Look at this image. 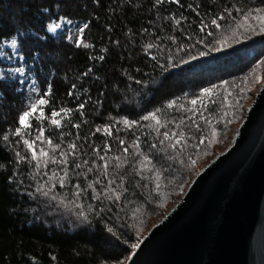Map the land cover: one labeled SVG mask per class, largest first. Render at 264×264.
<instances>
[{"label": "trees", "instance_id": "trees-1", "mask_svg": "<svg viewBox=\"0 0 264 264\" xmlns=\"http://www.w3.org/2000/svg\"><path fill=\"white\" fill-rule=\"evenodd\" d=\"M8 2L9 0H0V5L7 8ZM233 2L235 0H181L183 9L179 5L166 4L164 7L169 11L177 13L182 11L188 20L182 22L187 28L182 39L180 29L174 21L163 22L165 31L158 34L177 35L178 39L184 43L185 51L176 53V45L165 40V44L172 47L178 66L176 68L169 66V72H161L159 68L154 70L152 67L155 63L152 55H158L156 49L145 51L146 44L152 41L147 37L141 39L135 34L142 27H149L150 21L161 26L160 19L148 11L151 0H132L130 6H126V0L123 3L122 0H101L99 4H94L93 0H27L28 7L33 10L40 6H48L51 9V15H45L39 21L35 20L31 12L24 14V20L35 23L41 30L46 21L63 22L59 20L61 15L67 16L73 22L89 24L79 46L66 40L63 34L59 36L48 34L49 41H55L54 46L51 43L49 45L52 57L47 61L51 68V75H48V80L52 84L51 106L57 110L60 107H71L75 110L77 101L85 102L87 97L82 89H77L73 91H79V95L74 99L68 95V90L73 83L80 85L82 82L88 88L91 102L85 103V108L82 110L83 117L78 111L69 113L68 116L61 114V128H55L49 123L51 109L45 106V113L49 119L42 122L45 128L44 136L51 137L53 144L61 143L59 133L63 131L67 135L63 138L62 149L66 150L69 142L77 143L78 156L75 162L82 163L83 159H95L97 164H102L92 151L93 148L103 155L104 151H107L104 149L105 141H107L111 145L108 155L116 156L120 154L118 148L123 147L117 145L116 138L119 136L125 139L129 145L134 138L132 130L125 129L120 120L121 117L139 119L148 111L162 107L170 121L169 128H174L175 124L171 121L178 122L181 116L191 115L187 111L192 107L190 100L199 95L200 89L216 84L218 89L212 97L216 103H211L207 96L204 98V103L208 105L205 115L218 121V124L214 125L217 127V135L210 144L206 141L195 151L191 148L194 141H188V150L184 159L187 160V155L190 153L196 163L204 154L210 153L215 148V144L222 136L224 137L236 119V112L240 110V105L235 104L238 85L247 76L251 67L249 65H253L251 63L258 59L260 52L257 46L264 42V36L250 35L247 39L242 38L239 42H234L226 29H220L216 30V39L229 37L226 44L214 45L210 42L208 47L203 44L189 47L190 43H194L195 34L199 31L196 27L199 21L195 13L187 9V5L199 4L201 13L209 9L214 13L226 3ZM240 2L255 4L257 0H240ZM58 3L59 9L56 8ZM17 10L7 8L8 13H14ZM167 14L161 11L160 16ZM108 25H111L110 31ZM170 27H175L176 31H170ZM150 31H152L151 28ZM10 32L11 27L5 23L0 28V37H6ZM189 34L193 36L192 40H189ZM28 43L30 41L25 42V49ZM84 45L91 46L86 48ZM212 47L219 50L213 51ZM6 52L9 53L8 50ZM200 52H205V55L201 56ZM89 56L95 59L90 60ZM100 56H104V60H100ZM249 57L255 58L252 61ZM181 58L187 62L180 64ZM12 66H15L12 61L0 57V68ZM88 67H92L93 72L83 80L77 79ZM137 68L141 69L138 74L135 73ZM144 73L147 75H143ZM133 74L135 79L147 80V85L143 83L138 85L135 80L129 81L128 76ZM24 77L26 80H23V84H19V80L22 79L19 75L12 77L10 82L16 91L6 93L7 99L0 101V164L4 165L0 168V264H126L136 249L131 245L140 243L148 233L143 231L150 224L149 220L156 217L164 204L173 200L182 190L179 185L182 184L184 187L188 182L195 163H186L184 166L174 165L178 170L169 176L172 182L164 189L167 199L156 198L147 203L139 199L137 204L141 208V214L138 219L136 221L129 219L127 221L129 227L121 229L116 236L108 234L95 218L90 216L89 220L85 221L83 217L76 215L77 209L68 203L72 200L70 186L64 189H61L59 185L55 188H52L51 184L45 186L47 177L37 173L34 162L27 165L16 160L15 151H20L21 155L29 157L31 155L22 142L15 148L4 149L2 136L5 129L11 136V132L17 126L18 113L25 110L31 100L40 95V91H32L31 78L27 74ZM36 86L39 89L45 87L43 75L38 77ZM225 88L231 93L229 102L234 107L229 110L227 118H221L224 111ZM174 97L179 98L177 105L167 109V101ZM97 100L99 104L96 103ZM179 104H184V109H179ZM201 111L204 110L201 109ZM232 111L235 114L231 115ZM194 119H197L207 133V127L203 125V121H199V113ZM68 121H71V124L80 123L81 127L76 129L70 124L64 127ZM110 121L113 132L111 137L103 131V125ZM188 123L187 120L184 121L185 125ZM32 124V133L27 137L29 139L38 134L36 129L41 126V122L33 119ZM96 127H100L101 131L96 132ZM144 131L143 129L135 130V135L140 136L141 141L145 138L142 134ZM77 134H79V140L76 139ZM85 136L88 137L87 140L83 139ZM152 136H156V133L152 132ZM17 139L18 137L11 136L13 142ZM35 146L37 151L40 147H44L50 153L52 152V147L46 140L37 141ZM59 151L60 149L56 150L57 154ZM69 160L72 161L71 156ZM55 167L57 165L50 163L47 168L42 166V171L50 173ZM124 167L128 168L127 165ZM14 172L17 173L14 181H8L6 177ZM89 179H93L92 174H89ZM20 181L23 183L21 188L17 189L16 184ZM37 187H41L43 191L51 188V191L45 196L35 192ZM77 203L80 201L78 200ZM88 203L89 200L85 197L83 199L85 211H87Z\"/></svg>", "mask_w": 264, "mask_h": 264}, {"label": "snow or ice", "instance_id": "snow-or-ice-1", "mask_svg": "<svg viewBox=\"0 0 264 264\" xmlns=\"http://www.w3.org/2000/svg\"><path fill=\"white\" fill-rule=\"evenodd\" d=\"M100 2L101 0H93L94 4H99ZM123 2L124 0H122ZM131 3L132 0H126V6H130ZM166 4L179 5L181 9L184 8L181 0H151V7L148 11L154 13L160 19L161 26H157L154 21H150L149 27H142L135 33L141 39L147 37L152 41L146 44L145 51L156 49L158 55H152V60L155 61L152 67L154 70L159 68L161 72H169V66L171 68L178 66L173 56V49L170 45L165 44V40L171 41L176 45V53L185 51V45L181 42V39L187 32V28L182 22L188 20V17L182 11L178 13L169 11L164 7ZM7 8H16L18 10L14 13H8ZM7 8L4 5H0V28L5 23L11 27V32L8 36L0 37V57H5L8 61H15V66L0 68V101L7 99L6 93L16 91L10 82L11 78L16 76V74L20 76L27 74L33 84L32 91H40V95L32 99L25 110L18 113L16 118L17 126L11 132V136L18 137L17 140L13 142L8 130L5 129V133L2 136L4 149L15 148L22 142L31 155L29 157L21 155L20 151H15L16 160L27 165H31L34 162L37 173H42V175L47 177L45 186L51 184L52 188H55L59 185L61 189L70 186L72 200L68 201V203H71L77 209L76 215L83 217L85 221H88L90 216L95 218L108 234L116 236L121 229L129 227L127 224L129 219L133 221L138 219L141 214V208L137 204L139 199H143L145 203L156 198L167 199L164 189L172 182L169 176L178 170L174 165L184 166L186 163H195L190 153L187 155V160L184 159L188 150L189 140L194 141L191 148L195 151L206 141L210 144L216 137L217 127L214 125L218 124V121H214L211 117L205 115V111H208V105L204 103V98L207 96L211 103H216L212 97L218 86L212 84L209 87L201 88L199 95L190 100L192 107L187 109V111L191 115L181 116L178 122L171 121V123L175 124L174 128H169L170 121L162 107H156L148 111L145 115L140 116L139 119H129L127 116L121 117L120 120L125 129L133 132L134 138L130 145L125 139L118 136L116 143L118 146H123L118 148L119 155L109 156L108 152L111 151V145L105 141L104 149L107 151H104L103 155L96 148L92 149L102 164H97L95 159H83L82 163L75 162L78 156L76 151L77 143L75 141L69 142L67 149L64 150L62 149V143L63 138L67 134L61 131L59 133L61 143L53 144L51 137L46 138L44 136L45 128L42 126V122L49 119L45 113V106H49L51 109L49 123L55 128H61V114L68 116L69 113L78 111L79 115L83 117L84 112L82 110L85 108V103L91 102L88 88L82 82L80 85L73 83L68 90V95L74 99L79 95V91H73L77 89H82L87 97L85 102L77 101L75 110L71 107H60L57 110L51 106L52 84L48 80V75H51V68L48 66L47 61L52 57L49 45L51 43L54 46L55 41L50 42L48 34L52 33L59 36L60 33H57V29L61 28L62 25L60 22L51 23L46 21L43 30H41L35 23H28L24 20L23 17L26 12H31L36 21H39L45 15H51V9L48 6H40L33 10L28 7L27 0H9ZM56 8H60L59 3ZM199 8V4L190 3L187 5V9L194 12L199 21L196 24L199 31L195 34L194 43H190L189 47H195L196 44H203L208 47L210 42L214 45L226 44L229 37L216 39V30L220 29H226L231 34L230 38L234 42H239L242 38L247 39L250 35L264 36V0H257L255 4L241 3L240 0H235L231 4L226 3L214 13L211 9L201 13ZM161 11L168 14L160 16ZM59 20L64 22V38L72 40L79 46L83 40L85 29L89 27V24L76 25L73 31V29L67 28V25L73 24L72 19L61 15ZM164 21L175 22V25L180 29L181 39H178L177 35L161 36L158 34L165 31ZM192 23L196 22L192 21ZM108 28L110 31L111 25H108ZM150 28L152 31H150ZM170 31L175 32L176 28L170 27ZM201 33L203 35H200ZM192 39L193 36L189 34V40ZM26 41H30L27 44V49H25ZM5 46L11 49L12 55H9L4 50ZM90 46L84 45L86 48ZM211 50L218 51L219 49L212 47ZM200 55H205V52H200ZM104 58V56L99 57L100 60H104ZM191 58L195 59V57ZM89 59L93 60L95 57L89 56ZM186 62L183 58L180 59V64ZM92 72L93 68L88 67L77 79L83 80ZM140 72L141 69L139 68L135 70L136 74ZM125 74L127 75V72ZM41 75L45 78V87L43 89H39L36 86L37 79ZM143 75L146 76L147 73ZM96 79H99V77H96ZM128 80H135L138 85L142 83L147 85L148 83L147 80L135 79V74L129 75ZM23 83V79H20L19 84ZM222 83L227 84V82ZM241 91L244 90L241 89ZM224 93V111L221 118H227L229 110L234 107L229 102L231 93L227 88L224 89ZM178 99V97H174L167 101V109H172L176 106ZM96 103L99 104V100ZM235 104L239 105V100H236ZM184 107V104H179V109H184ZM201 109L204 111H201ZM197 113H199V121H203V125L207 127V133H205L204 127L197 119H194ZM33 119L41 122V126L36 129L38 134L34 138L29 139L27 137L32 133ZM185 120L189 122L187 125L184 124ZM69 124L76 129L81 127L80 123L71 124V121L65 123L64 127ZM136 129L145 130L142 132L145 137L143 141H141L140 136L135 135ZM162 129L165 130L162 131ZM95 131L100 132V127H96ZM103 131L109 137L113 135L111 121L103 125ZM152 132H155L156 136L153 137ZM76 139H80L79 134H77ZM83 139L87 140L88 137L85 136ZM45 140L52 147L51 153L44 147H40L37 151L35 146L37 141L44 142ZM57 149H60L58 154L56 152ZM69 156L72 157L71 162ZM50 163L57 165V167L51 169L50 173L42 171V166L47 168ZM125 165L128 168H125ZM3 167L4 165L0 164V168ZM89 174H92L93 179H89ZM16 175L17 173L14 172L12 175L7 176L6 179L14 181ZM22 183L23 181H20L16 184L17 189L21 188ZM179 187L183 189L182 184ZM89 190L91 191L89 192ZM50 191L51 188L48 191H43L41 187L35 189L36 193H41L45 196ZM29 195H34V193H29ZM85 197L89 200L86 206L87 211L84 210L85 206L83 204ZM78 200L80 203H77ZM131 246L132 248H137L139 244L134 243Z\"/></svg>", "mask_w": 264, "mask_h": 264}, {"label": "water", "instance_id": "water-1", "mask_svg": "<svg viewBox=\"0 0 264 264\" xmlns=\"http://www.w3.org/2000/svg\"><path fill=\"white\" fill-rule=\"evenodd\" d=\"M126 264H264V77L233 143L191 179Z\"/></svg>", "mask_w": 264, "mask_h": 264}, {"label": "rangeland", "instance_id": "rangeland-1", "mask_svg": "<svg viewBox=\"0 0 264 264\" xmlns=\"http://www.w3.org/2000/svg\"><path fill=\"white\" fill-rule=\"evenodd\" d=\"M60 23L62 27L57 29V33H60L61 35L64 33L65 29H64V22H60ZM76 25L83 26V24L80 22H73V24L67 25V28H71L74 31ZM70 41L74 43L72 40ZM4 50L5 51L8 50L9 53H11L12 55V51L9 47L5 46ZM257 50L260 52L259 57L256 56L258 57V59L254 63H251L253 65H249L251 67L249 69V72L247 73V76L238 85L239 87H238V94L236 100H239L240 110L236 112L237 116L233 124L229 127L224 137L222 136L220 140L215 144V148L210 153L204 154L198 161H196V163L193 166L192 175H190V178L188 182L184 185L183 189L178 193V195H176V197L173 200L169 201V203H167L166 205L164 204L163 209L160 210V212H158L156 217H152L149 220L150 224L145 228L143 233H147L150 230V228L154 226L161 218H163L165 214L176 204V202L181 198L182 194L184 193L191 179L197 173H199L214 157H216L218 154H220L222 151H224L227 147H229L233 143L235 138L236 126L264 77V42L261 43V45L257 46ZM254 58L255 57L251 58V60ZM12 63L13 65H15V61H12ZM24 76H20V77L25 81L26 77ZM257 77H259V79H257ZM241 89H243L244 91H241ZM233 114H235L234 111L231 112V115Z\"/></svg>", "mask_w": 264, "mask_h": 264}]
</instances>
